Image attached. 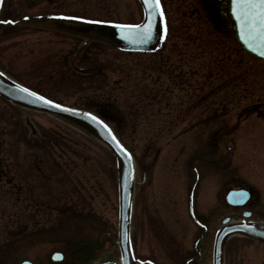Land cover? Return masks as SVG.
Listing matches in <instances>:
<instances>
[{"label":"rangeland","instance_id":"obj_1","mask_svg":"<svg viewBox=\"0 0 264 264\" xmlns=\"http://www.w3.org/2000/svg\"><path fill=\"white\" fill-rule=\"evenodd\" d=\"M160 2L167 35L156 52L121 51L97 37L56 31L48 22L16 21L0 26V67L52 100L96 111L105 107L118 115L117 136L134 157L135 254L151 263L184 264L200 238L199 257L188 264H210L220 218L240 217L219 203L224 183L253 186L257 201L250 217L264 220V121L254 116L235 120L239 109L264 100V62L219 39L198 0ZM2 7L0 16L12 20L48 13L132 23L142 17L137 0H3ZM199 32L209 45L200 57L209 58L208 88L197 61H183L180 71L170 66L175 62L172 51L187 48L175 46L180 34ZM158 51L165 56L162 65ZM238 57L243 77L235 88ZM203 90H208L207 102L191 103V95ZM0 128L4 150L13 146L15 153L14 162L9 157L3 166L6 176L13 173L14 178L0 186V264L33 257L40 264H54L47 261V252L87 231L104 239L87 264L116 259L115 165L108 149L52 114L15 108L2 99ZM225 128L220 148H229L228 157L219 166L213 140ZM194 166L199 174L189 215ZM223 252L225 264H264V243L256 239L232 235Z\"/></svg>","mask_w":264,"mask_h":264},{"label":"water","instance_id":"obj_2","mask_svg":"<svg viewBox=\"0 0 264 264\" xmlns=\"http://www.w3.org/2000/svg\"><path fill=\"white\" fill-rule=\"evenodd\" d=\"M142 7L143 3L140 0ZM229 12L232 20L234 21V28L236 31V36L239 38L242 46L249 52L264 58L261 55V49L253 50L248 46L243 39H241L240 29L237 26V22L231 14L230 11V0L228 1ZM144 18L139 24L146 22L145 10ZM112 23H98L95 21H84L83 24L73 26L72 29L79 32H94L100 36L105 37L109 41L113 42L116 46L122 49L131 50H152L155 48L162 36V26L160 23L159 14H155L152 18V34L151 37L146 42H141L138 37L128 36L123 34V30L118 28ZM23 85L9 79L3 73L0 72V95L4 98L37 110L45 111L51 113L73 125L87 132L88 134L94 136L101 142H103L113 153L115 157L116 165V187H117V245L119 249V261L115 260H102L97 264H135L134 258L132 256L130 240H129V226H130V211H131V197H132V187H133V162L132 157L129 152L112 137H115L111 132L110 128L97 116L94 114L68 107L59 103L61 107H52L44 102L38 101L35 97L30 96L28 93L20 91L17 86ZM28 89V88H27ZM30 90V89H29ZM31 92H34L30 90ZM36 93V92H35ZM38 94V93H37ZM39 96H42L38 94ZM44 97V96H43ZM47 99V98H46ZM49 100V99H47ZM96 117V120L91 119V117ZM117 123L116 128H119L120 119L115 118ZM117 143L124 149V152L117 147ZM127 153V157L125 156ZM247 192L242 189H229L226 192L225 198L231 205H240L243 203V199L247 196ZM229 217H224L221 219V225L217 228L212 245V264H222V246L225 239L232 234L245 235L251 238L264 242V222H258L253 220H238V221H228ZM70 252H73L72 250ZM48 259L52 262L64 261L67 258V253L59 248H54L48 253ZM16 264H39L38 258L30 259H20Z\"/></svg>","mask_w":264,"mask_h":264},{"label":"flooded vegetation","instance_id":"obj_3","mask_svg":"<svg viewBox=\"0 0 264 264\" xmlns=\"http://www.w3.org/2000/svg\"><path fill=\"white\" fill-rule=\"evenodd\" d=\"M198 1L200 2L201 6L207 10L208 13L206 14V17L204 18L206 19L207 23H211L214 31L217 33L218 38L223 39L225 44L231 45L230 47L234 48L236 52L242 53L243 50L241 46L238 45L234 40L232 26L226 14V0H198ZM56 15L62 17V13H51L48 15V17H44L41 15H34V16L29 17L28 22H32V23L48 22L51 25L52 29H55L56 31L61 32L62 31V18H58ZM9 21H14V20L10 19L9 17L0 16V26L1 27L6 26V25L12 26L13 24L16 23L15 21L14 23L9 22ZM1 34H2V30H0V35ZM232 40L235 44H232ZM179 42L180 44L175 45V46L185 45L187 48L182 49L180 51L178 48H176L174 49V51H172L174 54L175 62L170 65L171 71H180L181 70L180 67L183 64L182 62L185 60H188L190 63H192V61L195 60L197 61L196 65L203 70V80L205 83L204 87L208 88L209 81H207L206 78L210 76L209 75V69H210L209 58L208 57H205L202 59L200 58L203 56V53H204L203 50L209 49V45L206 43L205 34L202 32H199L195 34L194 36L188 33L186 36L185 34H180ZM157 55H158L159 65H162L165 62V56H163L161 52L157 53ZM60 60H62V57L60 58ZM60 65L62 67V64ZM241 65H242L241 59L239 57L238 59L235 58L233 66L235 69H239L237 70L239 73L236 71L235 73L236 75L233 78L234 81L232 84L234 85L235 88L238 87V81H241V78H242V74H241L242 70L240 69ZM167 67H169V65H166L164 69L159 70V72L161 74L166 73ZM190 69L192 71L191 73L194 75L193 67L191 66ZM175 76H178V74H175ZM197 93L198 94L191 95L192 96L191 103H193L194 101H196L197 103H206L208 99V90L207 91L203 90L202 93L200 92H197ZM246 106H251L250 112H247L245 107L239 109V111L237 112V115L235 116V120L246 119V118L251 117V115H254L255 118L259 117L264 121V100H254L248 103ZM224 130H226V128ZM3 134L4 133L2 131V128H0V186L1 187L3 184V180H5V182L8 183V181L12 182V179L14 178L13 173L11 177L6 176L4 167H7L8 163L6 161L9 160V157L11 159L10 162L12 161L14 162V159H15V153L12 149L13 146H11L9 149L4 150L5 145L3 144V138H2ZM14 149L16 150L15 147ZM8 151L10 155L8 154ZM13 184H16V183H13ZM241 186L248 187V185L246 184L241 185ZM250 191H251V195H250L248 204L244 207L246 209H252L254 207V200L256 199V196H254L255 192L252 190V188L250 189ZM196 254L194 255L195 257H196Z\"/></svg>","mask_w":264,"mask_h":264},{"label":"snow or ice","instance_id":"obj_4","mask_svg":"<svg viewBox=\"0 0 264 264\" xmlns=\"http://www.w3.org/2000/svg\"><path fill=\"white\" fill-rule=\"evenodd\" d=\"M142 3L145 10V23L116 26L123 30V34L126 37L135 36L138 37L141 42H146L152 34L153 16L159 14L162 27L164 25V18L160 10L159 0H142ZM230 11L240 29L241 39H243L254 51L257 50V48L261 49L260 54L264 55V0H230ZM9 22L14 23V21ZM97 22L100 23L102 21ZM161 39H163V36H161ZM17 87L20 91L28 93L38 101L44 102L52 107H61L59 104H55L53 101L47 100L45 97L39 96L35 92H31L27 88H23L19 85ZM91 119L96 120V117L92 116ZM112 139L115 141V137H112ZM117 147L124 152V149L118 143ZM125 156L127 157L126 152Z\"/></svg>","mask_w":264,"mask_h":264},{"label":"trees","instance_id":"obj_5","mask_svg":"<svg viewBox=\"0 0 264 264\" xmlns=\"http://www.w3.org/2000/svg\"><path fill=\"white\" fill-rule=\"evenodd\" d=\"M86 235V236H85ZM87 238H92V234H89L88 231L83 235L78 236V240H85ZM92 250H88L86 256L84 257L83 261L89 258L92 255Z\"/></svg>","mask_w":264,"mask_h":264}]
</instances>
